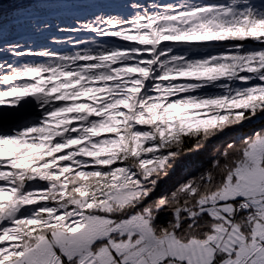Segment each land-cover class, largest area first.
<instances>
[{"label":"snow or ice","instance_id":"snow-or-ice-1","mask_svg":"<svg viewBox=\"0 0 264 264\" xmlns=\"http://www.w3.org/2000/svg\"><path fill=\"white\" fill-rule=\"evenodd\" d=\"M0 264H264V0H0Z\"/></svg>","mask_w":264,"mask_h":264}]
</instances>
